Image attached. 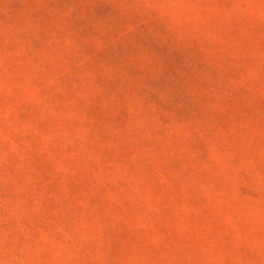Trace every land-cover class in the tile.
<instances>
[{"label":"rangeland","instance_id":"obj_1","mask_svg":"<svg viewBox=\"0 0 264 264\" xmlns=\"http://www.w3.org/2000/svg\"><path fill=\"white\" fill-rule=\"evenodd\" d=\"M0 264H264V0H0Z\"/></svg>","mask_w":264,"mask_h":264}]
</instances>
